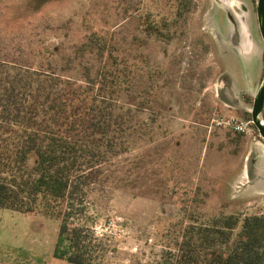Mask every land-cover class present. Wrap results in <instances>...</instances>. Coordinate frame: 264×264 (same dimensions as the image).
Returning <instances> with one entry per match:
<instances>
[{
  "label": "rangeland",
  "instance_id": "1",
  "mask_svg": "<svg viewBox=\"0 0 264 264\" xmlns=\"http://www.w3.org/2000/svg\"><path fill=\"white\" fill-rule=\"evenodd\" d=\"M236 6L0 0L2 65L50 63L62 78L82 77L97 62L79 61L80 47L97 33L135 69L131 88L107 102L123 117L117 153L92 170L85 216L75 220L94 234L93 264H170L186 226L235 216L229 242H216L226 249L245 218L264 217V141L248 123L264 79V42L255 12L224 16ZM42 48L62 54L47 58ZM59 225L39 211L0 209V264H69L53 257Z\"/></svg>",
  "mask_w": 264,
  "mask_h": 264
},
{
  "label": "trees",
  "instance_id": "2",
  "mask_svg": "<svg viewBox=\"0 0 264 264\" xmlns=\"http://www.w3.org/2000/svg\"><path fill=\"white\" fill-rule=\"evenodd\" d=\"M80 50L79 61L88 55L97 63L84 65L78 78H62L50 63L35 69L0 62V209L58 220L53 257L93 264V232L79 222L92 170L116 155V138L123 136V117L107 102L131 88L135 69L121 64L116 48L97 33ZM40 54L60 57L62 50ZM237 223L229 216L210 227L186 226L170 264H264V217L245 218L232 246L216 245L229 242Z\"/></svg>",
  "mask_w": 264,
  "mask_h": 264
},
{
  "label": "water",
  "instance_id": "3",
  "mask_svg": "<svg viewBox=\"0 0 264 264\" xmlns=\"http://www.w3.org/2000/svg\"><path fill=\"white\" fill-rule=\"evenodd\" d=\"M258 20L262 40L264 42V0H258ZM263 108H264V79L254 97L253 107L251 110L252 122L257 127L261 138L264 140V124H263Z\"/></svg>",
  "mask_w": 264,
  "mask_h": 264
},
{
  "label": "flooded vegetation",
  "instance_id": "4",
  "mask_svg": "<svg viewBox=\"0 0 264 264\" xmlns=\"http://www.w3.org/2000/svg\"><path fill=\"white\" fill-rule=\"evenodd\" d=\"M219 1L220 2L221 1L230 2L231 0H219ZM236 4H238V6H236L238 9H236V10H223L224 16L226 18H234L237 16H241L242 19H244V17L246 18V16H248L250 13L255 12L257 19H258V0H236ZM258 22H259V20H258ZM258 25H259V23H258ZM259 30H260V28H259ZM250 117L251 118L249 119L248 123H250L252 126H254L255 130L257 131L258 137L261 138L257 127L252 122L251 112H250ZM263 124H264V108H263Z\"/></svg>",
  "mask_w": 264,
  "mask_h": 264
},
{
  "label": "built area",
  "instance_id": "5",
  "mask_svg": "<svg viewBox=\"0 0 264 264\" xmlns=\"http://www.w3.org/2000/svg\"><path fill=\"white\" fill-rule=\"evenodd\" d=\"M228 124L230 126H232L237 131L245 132L246 125L244 126L243 123H240L239 121H236L235 119H233L232 121H230Z\"/></svg>",
  "mask_w": 264,
  "mask_h": 264
}]
</instances>
